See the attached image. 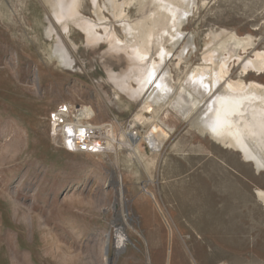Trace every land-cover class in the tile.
I'll use <instances>...</instances> for the list:
<instances>
[{
  "label": "rangeland",
  "instance_id": "obj_1",
  "mask_svg": "<svg viewBox=\"0 0 264 264\" xmlns=\"http://www.w3.org/2000/svg\"><path fill=\"white\" fill-rule=\"evenodd\" d=\"M116 1L120 16L109 0H78L79 15L58 22L53 0H0V264H264L257 194L264 171L203 128V104L188 91L189 105H198L188 115L172 108L171 97L140 121L150 91L134 100L107 72L131 65L125 52L110 50L116 38L141 42L154 27L151 62L164 35L170 55L163 69L177 89L205 64L208 47L233 35L250 46L239 48L242 62L231 61V79L264 84V74L244 75L241 67L264 52V0H195L176 41L152 17L151 0ZM84 21L101 36L106 27L108 38L89 43ZM127 24L137 33L129 35ZM61 47L72 66L61 62ZM63 104L91 107L94 125L133 122L140 150L94 156L60 149L48 118ZM152 122L170 132L160 152L144 140ZM119 231L128 242L118 254Z\"/></svg>",
  "mask_w": 264,
  "mask_h": 264
},
{
  "label": "bare ground",
  "instance_id": "obj_2",
  "mask_svg": "<svg viewBox=\"0 0 264 264\" xmlns=\"http://www.w3.org/2000/svg\"><path fill=\"white\" fill-rule=\"evenodd\" d=\"M109 1L117 15L120 16L123 11L122 5H119L116 0ZM151 1L156 6V12L152 14V17H159L160 22L162 20L165 22L164 25L162 24L165 27L164 34L170 35L174 40L181 36L179 28L191 12L195 0ZM53 3L54 16L58 22H65L79 15L78 0H53ZM153 18L151 20L156 22V19ZM81 27L86 33L89 43L99 44L100 41L108 38L106 36L109 35V32L106 27L104 28L105 36L99 35L96 26L91 23L84 21L80 25ZM125 28L128 34L133 36L137 27L127 24ZM163 36L161 35L156 43L158 51H160L158 61L151 62L150 59L151 44L156 37L154 27L144 31L140 36L141 42L137 40L122 42L116 38L113 39L112 49L110 48L115 53L125 52L131 64L130 68L122 73H115L107 69L108 79L112 81L113 85L134 100L142 99L150 91L144 100L141 114L136 116L137 119L145 120L144 113H152L154 104L166 103L171 97L172 108L185 116L187 112L198 106L195 101L189 105L185 97V93L188 91L196 98V101L203 104L200 121L203 128L216 141L240 152L246 162L252 163L258 170L264 171V84L256 81L245 82L242 79L233 80L230 77L231 61L236 58V62H242L241 54L238 51L240 47L245 50L246 45L250 44L249 41L233 35L227 37L224 43L222 42L216 47H208L204 56L205 64L187 76L185 86H181L183 89L181 87L177 89L169 71L163 69L170 55V52L164 47ZM63 48L58 50L60 60L62 63L72 66L73 62ZM182 55L183 53H181ZM179 59L182 61L180 55ZM241 65H243L241 67H243L244 75L251 73L257 74V76L263 75L264 52H257L255 56L244 61ZM131 81L136 85L130 84ZM189 102L191 101L189 100ZM82 109L85 117L96 115L91 107H82ZM169 138L170 132L165 126L152 122L145 133L144 140L153 152H160ZM129 148L133 152L140 150L139 144L134 147L131 145ZM257 194L264 201V191L259 190ZM117 234L115 250L119 254L126 248L128 239L122 231ZM108 245L109 237H106L104 249L106 262L110 253Z\"/></svg>",
  "mask_w": 264,
  "mask_h": 264
},
{
  "label": "built area",
  "instance_id": "obj_3",
  "mask_svg": "<svg viewBox=\"0 0 264 264\" xmlns=\"http://www.w3.org/2000/svg\"><path fill=\"white\" fill-rule=\"evenodd\" d=\"M82 112V107L63 104L48 118L50 138L60 149L72 154L109 156L119 149L131 150L129 146L141 142L139 128L133 122L122 127L118 122L94 125V117H85Z\"/></svg>",
  "mask_w": 264,
  "mask_h": 264
},
{
  "label": "water",
  "instance_id": "obj_4",
  "mask_svg": "<svg viewBox=\"0 0 264 264\" xmlns=\"http://www.w3.org/2000/svg\"><path fill=\"white\" fill-rule=\"evenodd\" d=\"M108 251V250H107Z\"/></svg>",
  "mask_w": 264,
  "mask_h": 264
}]
</instances>
